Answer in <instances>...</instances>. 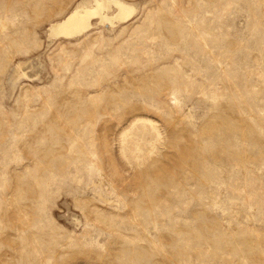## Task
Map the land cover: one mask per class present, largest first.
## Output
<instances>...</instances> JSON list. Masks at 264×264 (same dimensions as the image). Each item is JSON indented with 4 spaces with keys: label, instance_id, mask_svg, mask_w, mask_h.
Segmentation results:
<instances>
[{
    "label": "rangeland",
    "instance_id": "obj_1",
    "mask_svg": "<svg viewBox=\"0 0 264 264\" xmlns=\"http://www.w3.org/2000/svg\"><path fill=\"white\" fill-rule=\"evenodd\" d=\"M91 1L0 0V264H264V0Z\"/></svg>",
    "mask_w": 264,
    "mask_h": 264
},
{
    "label": "bare ground",
    "instance_id": "obj_2",
    "mask_svg": "<svg viewBox=\"0 0 264 264\" xmlns=\"http://www.w3.org/2000/svg\"><path fill=\"white\" fill-rule=\"evenodd\" d=\"M135 12L121 0H92L88 6L75 8L48 25V38L73 39L83 35L96 23L112 26L127 21ZM16 74V78L21 76Z\"/></svg>",
    "mask_w": 264,
    "mask_h": 264
}]
</instances>
